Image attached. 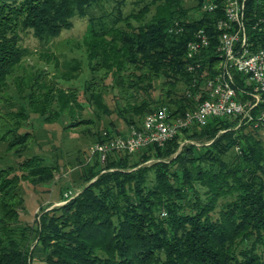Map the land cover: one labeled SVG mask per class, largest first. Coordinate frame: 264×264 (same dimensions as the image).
<instances>
[{
    "label": "trees",
    "instance_id": "16d2710c",
    "mask_svg": "<svg viewBox=\"0 0 264 264\" xmlns=\"http://www.w3.org/2000/svg\"><path fill=\"white\" fill-rule=\"evenodd\" d=\"M196 1L186 7L184 0H136L125 12V0H0V146L21 157L35 140L32 115L49 123L67 117L68 129L91 123L81 116L76 87L58 83L76 80L81 63H61L49 47L75 19L86 20L88 104L115 113L126 130H139L162 107L173 119L195 109L208 98L205 79L218 73L214 24L223 17L222 0L210 14ZM263 3L246 2L255 48L264 47V23L252 29L264 18ZM201 28L209 46L188 59L187 43ZM27 35L40 45V59L53 62V74L24 69L34 54L23 45ZM108 79L117 94L111 111ZM242 84L235 74L236 89ZM10 85L26 107L14 108ZM111 128L93 144L127 136ZM84 164L80 190L66 199L61 192L63 203L40 208L30 223L20 217L19 183L53 182L55 168L30 155L19 173L0 169V264H32L37 252L44 264H264V124L213 118L162 147L110 153L104 162L87 156Z\"/></svg>",
    "mask_w": 264,
    "mask_h": 264
},
{
    "label": "built area",
    "instance_id": "2783aa9c",
    "mask_svg": "<svg viewBox=\"0 0 264 264\" xmlns=\"http://www.w3.org/2000/svg\"><path fill=\"white\" fill-rule=\"evenodd\" d=\"M253 1L261 3V0ZM246 2L222 0L223 17L214 24L218 32L216 52L220 60L218 73L204 82L208 98L192 111L174 119L169 117L165 107L147 114L139 130L131 129L125 137H108L92 144L88 150V160L97 156L104 162L110 153L132 154L150 145L162 147L182 129L192 125L205 126L213 118L234 119L238 126L242 123L255 127L264 124V47L255 48L250 41ZM217 6V0H201L199 8L202 13L210 14L216 11ZM258 23H264V18H259L252 29ZM209 41L205 29H198L195 39L187 43V58L193 60L197 57L209 46ZM187 70L193 73L195 66L189 64ZM235 74L243 82L238 90L235 87ZM102 136L106 137V133L103 132Z\"/></svg>",
    "mask_w": 264,
    "mask_h": 264
},
{
    "label": "rangeland",
    "instance_id": "374dc122",
    "mask_svg": "<svg viewBox=\"0 0 264 264\" xmlns=\"http://www.w3.org/2000/svg\"><path fill=\"white\" fill-rule=\"evenodd\" d=\"M134 1L136 0H125V12L133 7L134 4L132 2ZM196 3V0H184L186 7L195 6ZM191 14L195 17L198 16V12L195 11ZM85 27L86 20L75 19L72 30L63 32L58 40L49 47L51 48L50 52L58 57L59 62L63 63L74 58L81 63V73L76 80L69 82L70 84L61 80H58V83L62 88L68 86L76 87L78 101L82 105L81 116L83 119L90 120L91 123L68 129L66 128L69 123L67 117L63 116L57 121L49 123L45 122L40 116L32 115L30 130L35 140L28 146L26 151L22 152L21 157L7 152L4 145L0 146V169L10 166L19 173L17 170L18 163L30 155L40 156L47 166L55 168V181L53 182L34 186L29 182L20 181L19 189L23 198V205L19 213L21 219L27 223L33 221L35 214L40 208L49 205L55 207L62 204L63 202H59L63 199L61 192L66 199L72 197L80 190L83 184V172L87 169L84 163L87 161L88 150L96 140L97 135L106 130L112 131L111 124L120 134L124 133V135H127L130 131L126 130L124 123L115 113H102L87 103L83 88L84 82L89 76L86 67L85 50L82 44ZM23 45L30 48L34 53L24 62V69L27 72H35L38 69L46 70L51 72V74L54 73L53 62L47 64L40 59L41 47L31 35L24 37ZM22 72L19 71L18 74L22 75ZM106 84H108V88L104 93V101L108 110L111 111L115 107L117 94L115 89L112 88L113 85L110 79L106 80ZM159 86L160 83L156 82L155 87L159 88ZM157 93V90L153 91L152 96H157ZM6 96L11 99L14 108L26 107L25 100L19 98L14 86L10 85ZM81 173L83 177H81ZM37 258L38 256H36ZM37 261L39 262L37 264H41L40 260L37 259Z\"/></svg>",
    "mask_w": 264,
    "mask_h": 264
},
{
    "label": "crops",
    "instance_id": "0c3cea01",
    "mask_svg": "<svg viewBox=\"0 0 264 264\" xmlns=\"http://www.w3.org/2000/svg\"><path fill=\"white\" fill-rule=\"evenodd\" d=\"M60 202V201H59ZM52 207V206H51ZM36 256H38V260H40L41 261V264H44V262L42 261V259H41V257L39 256V254L37 255V254H35ZM36 256H34V260H33V263L32 264H37V263H39L38 261H37V259H36Z\"/></svg>",
    "mask_w": 264,
    "mask_h": 264
}]
</instances>
